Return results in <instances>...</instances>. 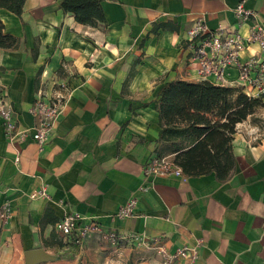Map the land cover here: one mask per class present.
<instances>
[{"label": "crops", "instance_id": "0c3cea01", "mask_svg": "<svg viewBox=\"0 0 264 264\" xmlns=\"http://www.w3.org/2000/svg\"><path fill=\"white\" fill-rule=\"evenodd\" d=\"M60 2L26 0L21 17L0 8L5 30L21 39L18 49L0 50V91L18 127L35 124L40 90H68L44 144L11 143L0 117V206L11 205L0 217V264H163L159 246L196 248V264H264V106L237 124L236 167L227 180L214 172L144 173L156 156L162 84H218L199 73L189 40L195 22L248 35L236 8L253 10L264 25V0H103L106 23L98 26L78 23ZM257 53L251 44L242 60ZM239 75L237 65L227 66L221 85L239 86ZM42 189L47 197H31ZM131 202L133 215L119 216ZM47 208L57 221L78 213L101 231L75 242L57 221L42 224Z\"/></svg>", "mask_w": 264, "mask_h": 264}, {"label": "trees", "instance_id": "16d2710c", "mask_svg": "<svg viewBox=\"0 0 264 264\" xmlns=\"http://www.w3.org/2000/svg\"><path fill=\"white\" fill-rule=\"evenodd\" d=\"M102 2L61 0L60 7L72 13L78 23L98 26L106 23ZM25 3L26 0H0V8L21 17ZM20 43V37L5 30L0 16V50L18 49ZM33 53L36 58L38 50L35 48ZM262 106V98L248 96L239 86L209 80L165 81L156 100L160 132L154 158L170 155L186 175L214 172L220 181H225L236 167L232 141L237 124L254 116ZM56 221L57 217L47 208L42 224ZM51 236L62 244L57 233Z\"/></svg>", "mask_w": 264, "mask_h": 264}, {"label": "built area", "instance_id": "2783aa9c", "mask_svg": "<svg viewBox=\"0 0 264 264\" xmlns=\"http://www.w3.org/2000/svg\"><path fill=\"white\" fill-rule=\"evenodd\" d=\"M236 15L241 19V24H247L248 35L240 31L241 27L220 26L215 30H210L202 21L195 22L189 31V40L194 46V58L199 62V73L203 77L213 76L216 83L224 84L226 83L225 69L227 66L237 65L240 70L239 87L250 97L264 98V25L258 15L243 4L237 6ZM251 44L258 46L259 53L243 61L242 55ZM62 86L65 92L59 91L51 96L45 94L44 90H40L39 98L32 108L36 122L30 128L18 127L15 110L8 94L4 90L0 91V117L6 136L11 143L31 139L44 144L50 139L57 117L62 112L68 95L66 86ZM16 159L19 161V157ZM144 173L155 177L170 174L182 175L183 171L171 160V156L167 155L153 158L145 166ZM47 195V190L42 189L33 193L31 197H47ZM134 203L131 202L122 208L118 215L132 216ZM10 212L9 202L0 206V217L5 219ZM84 220L85 217L78 213H66L56 222V229L65 237L74 236L75 242H81L93 232L101 231L98 225L85 223ZM109 237L116 241L119 239L117 234H109ZM158 249L164 256L163 264H174L175 260L180 257L189 258L188 264H196V248L182 247L175 252H168L163 246H159Z\"/></svg>", "mask_w": 264, "mask_h": 264}, {"label": "water", "instance_id": "95a60500", "mask_svg": "<svg viewBox=\"0 0 264 264\" xmlns=\"http://www.w3.org/2000/svg\"><path fill=\"white\" fill-rule=\"evenodd\" d=\"M33 254L41 255L43 254V251L41 249L33 250Z\"/></svg>", "mask_w": 264, "mask_h": 264}, {"label": "rangeland", "instance_id": "374dc122", "mask_svg": "<svg viewBox=\"0 0 264 264\" xmlns=\"http://www.w3.org/2000/svg\"><path fill=\"white\" fill-rule=\"evenodd\" d=\"M57 85V84H56Z\"/></svg>", "mask_w": 264, "mask_h": 264}]
</instances>
